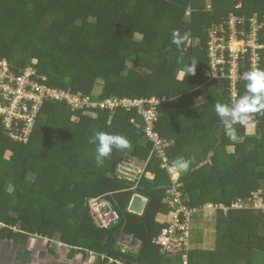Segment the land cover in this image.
I'll return each mask as SVG.
<instances>
[{"label":"trees","instance_id":"trees-1","mask_svg":"<svg viewBox=\"0 0 264 264\" xmlns=\"http://www.w3.org/2000/svg\"><path fill=\"white\" fill-rule=\"evenodd\" d=\"M7 2L0 3V60L14 74L31 68L34 82L89 103L160 100L156 130L173 143L168 157L175 164L183 154L189 162L179 178L187 207H229L257 190L264 197V114L252 115L254 128L236 125L233 141L214 108L218 102L234 104L246 93L247 81L240 76L254 70L251 52L233 67L227 52L214 54L211 41L214 29L224 31L218 36L226 39L232 33L254 39L257 69L264 70V0ZM5 16L12 22H3ZM174 29L191 34L179 49L171 43ZM214 56L225 63L217 64ZM192 61H197L195 72L185 76ZM231 67L238 79L233 85ZM1 123L0 117V183L6 189L0 190L1 239L24 245L58 241L71 251L96 254L102 264H153L148 254L158 262L174 256L182 262L185 254L188 264H255L256 254L264 259V214L254 211H211V250L190 249V221L182 254L163 255L152 244L172 221L159 222L169 174L152 158L138 184L114 177L124 157L146 161L152 150L137 108L75 110L66 101L47 98L25 144L14 142ZM96 132L124 136L130 146L113 149L97 166ZM188 145L193 146L190 157ZM133 194L148 199L142 216L127 211ZM97 198L107 200L118 215L108 228H98L90 216L88 200ZM122 237L138 241V253L120 247Z\"/></svg>","mask_w":264,"mask_h":264},{"label":"built area","instance_id":"built-area-1","mask_svg":"<svg viewBox=\"0 0 264 264\" xmlns=\"http://www.w3.org/2000/svg\"><path fill=\"white\" fill-rule=\"evenodd\" d=\"M224 33L219 29H214L211 35L212 50L215 53H228L230 64L241 66L245 63L246 54L251 52L250 64L254 70L257 69L259 58L255 50V40L247 41L241 39L235 33L226 39ZM257 36V29L254 30ZM213 61L217 64L225 63L222 59L214 56ZM230 69V80L233 84L237 82V72L234 68ZM34 75L31 68L22 74H14L10 71L6 60H0V117L1 125L4 130L11 133V139L14 142L25 144L28 142L31 134L34 117L42 106V101L51 98L57 101H66L75 110L87 108H100L114 110L116 107H123L129 110L137 108V114L140 115L144 122L145 138L152 144V150L146 161H141L134 156L124 157L116 168V178L128 184H138L141 177L145 174V169L152 158H155L162 169H166L170 176L171 185L166 190L169 198V206L171 207L172 221L167 225L160 234L153 239L152 244L160 249L163 255H173L175 253H183L186 251L189 239V219L194 212L200 210H220L228 213L234 211H254L264 214V197L261 190L251 192L246 198H237L227 207L223 204L205 205L201 209L189 208L184 204L182 185L180 184V174L173 166L174 163L168 157V149L173 144L165 138H162L156 130V110L155 106L160 103L159 99L151 98L150 100H122L115 101L113 98H107L97 103H89L88 100H80L75 95H71L64 91H55L45 85H39L31 80ZM243 78V76H240ZM147 105V106H145ZM133 122V121H131ZM90 216L95 225L99 228H108L115 224L118 215L110 207V203L103 199H89ZM181 264H188V259L184 254ZM103 259V258H102Z\"/></svg>","mask_w":264,"mask_h":264},{"label":"clouds","instance_id":"clouds-1","mask_svg":"<svg viewBox=\"0 0 264 264\" xmlns=\"http://www.w3.org/2000/svg\"><path fill=\"white\" fill-rule=\"evenodd\" d=\"M190 35L189 32L181 34L178 29H174L171 43L179 49L184 42L190 39ZM196 64L197 61H192L187 66L185 76L194 74ZM243 78L247 81L246 93L243 96L234 104L218 102L214 106L215 112L223 124L225 134L233 141L237 139L236 125L254 128L255 121L252 119V115L255 113L264 114V70L247 71L243 73ZM93 143L96 144L95 162L97 166H101L104 160L111 156L113 149L124 150L130 146L126 137L105 132H96ZM173 166L177 171H186L189 162L178 160Z\"/></svg>","mask_w":264,"mask_h":264},{"label":"crops","instance_id":"crops-1","mask_svg":"<svg viewBox=\"0 0 264 264\" xmlns=\"http://www.w3.org/2000/svg\"><path fill=\"white\" fill-rule=\"evenodd\" d=\"M192 149H193V146L188 145L187 151L185 150L186 154H188L189 157L192 154V151H193ZM178 160H185L184 155L183 154L179 155V157L177 158V160H175V162ZM145 172H146V169H145ZM178 172L181 176V174L188 172V169L186 171H178ZM114 177H116V174L114 175ZM143 177H141V179ZM205 205H211V204L207 203V204H204L203 206H205ZM203 206L199 207V209H201ZM207 211H213V210H207ZM160 212H161V214H160L159 222L161 224L168 223L171 220L170 219L171 207L169 206V198L167 195L162 200ZM198 212H204V210H200V211L197 210V212H194V213H198ZM213 214L214 213H210V212L206 214L205 222H204V224H205L204 231H206V229L208 230L207 226L212 227V224H213L212 218L214 216ZM38 240L39 241L36 240V242H33L31 240L30 241V242H32L31 245H30V242H27L26 245H24L20 242H14V243H15V245H17L20 248L22 253H23V251L29 250L30 252H32L33 250H35L37 252V255L36 256L34 255L35 258L37 259L36 264H102L103 263V259L99 258L96 254H92L90 252L81 253V252H77V251L76 252L71 251V248L61 244L58 241H49L47 239H38ZM119 245L123 249L131 250L134 253H138V250L140 247V243L138 241H135V240L130 239L128 237H122ZM48 246L50 247V249H52L53 252L49 251ZM189 247H190V244H189ZM209 248H211V246ZM190 249H192V248L190 247ZM23 255H24V253H23ZM9 256H10V258H9V260H7V256L2 254L0 256V260H2V261L7 260V263L11 264L13 259H15V256L13 254H11ZM136 256H137V254L134 255V257H136ZM24 257L26 258V256H24ZM147 257L150 260L152 259L153 264H156L159 262H160L159 264H174V261H175L174 258L177 256L166 257V258L161 260L162 262L161 261L158 262V260H160V259H158L157 257L151 258L150 254H148ZM14 262H16V261H14ZM111 262H112V260H110L108 264H110ZM114 262L116 264H123V262H121V261H114ZM0 264H6V261L3 263H0Z\"/></svg>","mask_w":264,"mask_h":264},{"label":"rangeland","instance_id":"rangeland-1","mask_svg":"<svg viewBox=\"0 0 264 264\" xmlns=\"http://www.w3.org/2000/svg\"><path fill=\"white\" fill-rule=\"evenodd\" d=\"M7 0H0L1 5L6 4ZM8 3V2H7ZM7 21H9L10 23L12 22L10 17L5 16V19H3V22L7 23ZM30 39L27 38L25 39V43L27 45H30ZM75 119V118H74ZM0 190H6L5 189V185L3 184V186H1L0 183ZM7 197H9V193H6ZM12 200V204H15V200ZM215 211V210H213ZM213 213L211 211H204V212H198V213H194L191 215L189 221H190V247L192 249H206V250H211V248L213 247V242H214V236L212 237V231L207 230L204 231V227H205V216L206 213ZM213 239V241H211ZM32 242H30L31 245ZM211 246V248H209ZM31 247V246H30ZM259 254H256L254 257H256L255 260V264H264V259L261 257H258ZM174 264H180V258L179 257H175L174 258Z\"/></svg>","mask_w":264,"mask_h":264},{"label":"flooded vegetation","instance_id":"flooded-vegetation-1","mask_svg":"<svg viewBox=\"0 0 264 264\" xmlns=\"http://www.w3.org/2000/svg\"><path fill=\"white\" fill-rule=\"evenodd\" d=\"M23 253H24V255H23ZM23 253L21 252L20 248L17 245H15L14 241H12L8 238H4V239L0 238V256L2 254H4L7 256V260H9V258H10L9 255L13 254L15 256V259H13L11 264H36L37 259L35 258V256L37 255V252L35 250H33L31 252V254L35 255L34 257L29 256V255H31L29 250L23 251ZM24 256H26V258ZM7 260H5L6 264H8ZM5 261L0 260V263H3ZM14 261H16V262H14Z\"/></svg>","mask_w":264,"mask_h":264},{"label":"water","instance_id":"water-1","mask_svg":"<svg viewBox=\"0 0 264 264\" xmlns=\"http://www.w3.org/2000/svg\"><path fill=\"white\" fill-rule=\"evenodd\" d=\"M147 203H148L147 198L139 194H133L130 203L128 205V212L137 216H142Z\"/></svg>","mask_w":264,"mask_h":264}]
</instances>
